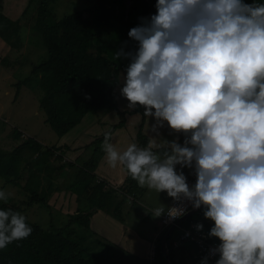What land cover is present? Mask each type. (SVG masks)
<instances>
[{"label":"clouds","instance_id":"1","mask_svg":"<svg viewBox=\"0 0 264 264\" xmlns=\"http://www.w3.org/2000/svg\"><path fill=\"white\" fill-rule=\"evenodd\" d=\"M128 36L138 48L114 55L130 61L121 95L130 108L144 107L157 134L166 122L185 140L150 138L120 152L105 133L109 164L124 166L141 187L203 205L214 222L208 236L220 241L210 253L219 255L215 264H264V3L158 0L156 14ZM184 168L194 170L192 187ZM185 214L184 206L167 210L170 220ZM25 216L0 210V249L31 234Z\"/></svg>","mask_w":264,"mask_h":264},{"label":"trees","instance_id":"2","mask_svg":"<svg viewBox=\"0 0 264 264\" xmlns=\"http://www.w3.org/2000/svg\"><path fill=\"white\" fill-rule=\"evenodd\" d=\"M59 1L40 0L38 7L37 26L44 38L49 58L35 65L33 74L48 75L43 84L47 95L42 102V108L47 114L46 122L60 137H64L80 125L89 113L114 112L121 121L106 132L111 133L112 140V136L126 126V115L139 114L142 120L137 135L138 147H147L151 136L147 134L146 126L151 118L144 117L145 109L141 105H137L131 111L120 110V94L117 89L124 85L123 77L124 74L127 75L126 69L130 61L123 57L116 60L114 55L121 49L127 53L138 48L137 42L133 41L128 33L130 29L140 25L142 18L156 14L158 0H95L85 10H75L60 20L56 17L54 20L52 16L53 12L55 14L54 6ZM35 2L38 0H30L29 7L36 4ZM244 2L264 3V0ZM4 8V0H0V38L9 46L16 47L17 42L20 43L18 33L21 19L9 18L4 13ZM25 83L27 81L19 82L18 86L21 87ZM19 92L16 94L17 98ZM163 131L172 137L171 129ZM15 132L16 137L20 139L22 134L18 130ZM104 136L105 134L90 144L92 147L95 145L93 157L75 173L70 190L72 195H76L78 205L83 204L75 214L70 216L62 212L58 216L51 214L50 227L43 228L25 216L21 205L13 199L0 200V210L11 209L25 216L26 224L33 229L27 238L14 241L6 248L0 249V264H121L112 262L107 255V252L114 250L112 245L116 246V243L107 244L101 237L96 239L97 233L92 229V219L101 212L105 213L107 218L126 224L132 220L148 222L152 217L149 215L138 217L137 214L133 216L141 207L140 196L144 195L146 189L131 178L125 167L127 178L119 187L111 186L107 180L100 179L96 174L106 156L102 147ZM180 138L183 145L185 136ZM90 145L87 147H91ZM24 149H30L38 156H42L44 147L30 138L13 153H4L0 150L1 179L16 185L21 184L24 176L20 170V162ZM153 151L162 154L164 148ZM43 154L51 157L53 150L46 149ZM42 184L38 174L32 172L24 186L29 196L23 206L40 205L52 208L49 205L50 197L45 190L42 192L44 189ZM127 204L130 206L129 210L130 208L133 210H128L125 214ZM204 210V207L199 209L181 223V228H176L170 234L167 244L172 264H192L199 259L201 252L197 242L182 240L180 235H183V229H189L194 223L202 224V231L208 235L214 222L205 219ZM162 217L161 215L162 225L155 229L157 233L153 235L150 243L154 252L153 259L150 258L151 264L169 263L163 250V239L170 227L164 228L166 225ZM96 227L101 229L99 226ZM177 230L179 232L175 234ZM174 240L179 241L178 248L175 247ZM141 241L144 250L148 248L149 243L144 239ZM210 242L220 243L219 239L214 237H210ZM97 245L106 249L96 252Z\"/></svg>","mask_w":264,"mask_h":264},{"label":"rangeland","instance_id":"3","mask_svg":"<svg viewBox=\"0 0 264 264\" xmlns=\"http://www.w3.org/2000/svg\"><path fill=\"white\" fill-rule=\"evenodd\" d=\"M94 1L60 0L54 6L55 14L53 12V19L55 20L57 18L60 20L75 10H85ZM39 2L40 0L29 7L30 0H4V13L13 20L21 19V27L18 33L20 43L17 42L16 47L9 46L0 38V150L4 153H13L31 138L38 141L44 147L43 153L48 148L52 149L54 153L51 157L54 158L48 157L43 153L42 156H38L34 151L24 149L20 162V170L24 176L21 184L16 185L0 178V190L8 193L7 200L13 199L20 204L23 213L30 220L41 225L43 228H48L50 227L51 214L58 216L62 212V214L64 213L70 216L75 214L83 206V204L78 205L77 197L76 195H72L70 187L73 184L75 173H77L79 168H83L84 164L93 157L95 148L94 144L93 147L90 144L91 147H87L89 145L85 147L80 144V158L78 161L73 162L77 158L74 159V156L70 152L59 151L57 149L59 147L57 146H61L62 142L65 141L66 143H72L73 139L77 141V138L81 135L85 137L83 141L88 142L89 139H86L88 133L92 135V139L89 142L93 143L95 140L101 139L113 126H117L121 118L114 112L108 113L101 111L89 113L80 125H77L70 131L66 138H61L53 130L51 125L46 122L47 114L42 108V102L45 95H47L43 84L46 78H48V75L44 73L33 74L34 66L49 58V52L45 49L44 38L40 35L37 26ZM22 81H27V83L21 87L18 86V83ZM123 86L121 85V87ZM19 87L20 89H18ZM18 91H20V94L17 98L16 94ZM119 92H121V88ZM120 100H122L120 109L122 112H125L124 110H126L129 101L124 97ZM126 117V126L118 130L112 136V140L116 135L115 143L118 142L120 144L121 142L125 143V141L130 140V144L135 143L138 146L137 135L142 118L136 122H132L130 115H126ZM151 120L154 119H149L146 132L151 138H156L158 143L172 140H178L179 143L182 142L180 137L185 136L184 133H176L171 130L173 131L172 137L164 133L163 130L170 129L165 122L164 127L162 129L160 128L157 134L156 131H153L152 125L154 123H151ZM16 130L22 134L20 139L16 137ZM112 140L111 143L114 144V140ZM44 144L49 146H45ZM114 145L117 146L118 144ZM66 158L69 160L66 161ZM104 158L106 159V156ZM104 158L103 160H105ZM72 163L76 164L72 165ZM177 171H181L179 166H177ZM182 171L187 177V182L195 176L194 170L192 169L184 168ZM32 172L37 173L40 177L44 187L42 192L45 190L50 197L49 205L52 207V211L40 205H35L34 207L23 206V203L29 196L24 186ZM100 179H103V177ZM109 183L111 186L114 185L113 187L117 185L115 182ZM144 188L146 189L144 195L140 196L141 207L136 210L133 216H136V214L138 217L140 215H149L152 218L148 222L142 223L141 221L132 220L127 224L120 223L113 218H107L103 212L97 214L92 219V229L97 233L96 239H100L101 237L107 244L116 243V246L112 245L114 250L107 252L112 262L141 264L136 261L142 260L144 264H151L150 243L153 240L152 238H154L153 235L157 233L155 229L162 225L160 223L161 216L155 217L152 212L155 208L163 205L166 214L167 210L178 202L169 197L167 192L158 193L156 190L149 189L147 186H144ZM128 206L129 204H127L125 214L129 210L130 206ZM130 210L133 209L130 208ZM134 223L137 224L134 225ZM96 226L101 227V229H98ZM178 232L179 230L175 234ZM142 239L149 243L148 248L146 247L145 250L141 246L143 245ZM105 249L106 247L97 245L96 252Z\"/></svg>","mask_w":264,"mask_h":264},{"label":"crops","instance_id":"4","mask_svg":"<svg viewBox=\"0 0 264 264\" xmlns=\"http://www.w3.org/2000/svg\"><path fill=\"white\" fill-rule=\"evenodd\" d=\"M124 76H126V74H124ZM120 88H122V87H120ZM120 88H118L117 89V91L119 92V89ZM119 94H120V99H122L124 96H122L121 95V92H119ZM125 98V97H124ZM121 101L122 100H120L119 102H120V106H121ZM134 108H130L129 107V103H127V107H126V110H124V111H131V110H133ZM121 110V109H120ZM118 116V115H117ZM131 116V115H130ZM119 117V116H118ZM132 117V119H131V121L132 122H136L137 120H139L140 118H142L141 117V115H139V114H136V115H132L131 116ZM127 118V117H126ZM151 119H154V118H151ZM155 123V120H151V123ZM148 124H149V122L147 123V126H148ZM147 126H146V128H147ZM68 135V134H67ZM66 135V136H67ZM122 135V134H121ZM66 136H64V137H61V138H66ZM92 135L90 134V133H88L87 134V138L86 139H89V140H91L92 138ZM123 138H124V136H122ZM85 137L84 136H80L79 138H77V141L75 140V139H73V142L72 143H66V141L65 140H63V141H65V142H62V145L61 146H57V147H59V148H57L59 151H65L66 153L67 152H70L71 154H72V156H74V159L75 158H77V159H75V161H73V162H76V161H78L79 160V158H80V155L79 154H81V152L79 151L80 149V144H82V146H87V145H89V144H91V142H89V140H88V142H85V141H83V139H84ZM115 138H116V135H115V137H114V144H118L117 146H115L116 147V149L118 150V151H120V152H123V151H125L126 150V147H128L129 145H130V140L129 141H125V143L124 142H121L120 144L117 142V143H115ZM112 140V141H113ZM93 141V140H92ZM87 143V144H86ZM45 146H49V145H47V144H44ZM88 150V149H87ZM86 150V151H87ZM54 153V152H53ZM85 154H86V152H85ZM51 158H54V157H51ZM105 159V158H104ZM67 160H69L68 158H66V161ZM96 174L99 176V178H102L103 177V179L105 178V180H108L109 182H111V183H114L115 182V184L117 183V185L115 186V187H119V186H121V185H123V183L125 182V180H126V178H127V173H126V171H125V169H124V166H122V165H120V164H118L116 167H112L110 164H109V162H108V160H107V157H106V159L105 160H103L102 162H101V164L99 165V167H98V169H97V171H96ZM114 186V185H113ZM171 206V205H170ZM198 225V224H197ZM209 239H210V237H209ZM145 253H146V251H145ZM137 263H141V264H144L143 263V261L142 260H139V261H136Z\"/></svg>","mask_w":264,"mask_h":264},{"label":"built area","instance_id":"5","mask_svg":"<svg viewBox=\"0 0 264 264\" xmlns=\"http://www.w3.org/2000/svg\"><path fill=\"white\" fill-rule=\"evenodd\" d=\"M190 187L194 186L196 183V177L191 178L188 182ZM178 206H184L186 207V213L189 211L190 207H192L191 203L187 201H181L177 202L173 207ZM182 216H180L177 219L170 220L167 213L163 215L162 220L163 223L166 225L175 224ZM197 225H192L189 229H183V235L181 237L182 240H191L197 242L199 248H200V257L199 259L192 263V264H205V258L206 264H215L216 260H218V254L217 255H211V250L215 248L213 244L209 242V236L206 234V232L202 230H198ZM179 242L177 241L175 243V247L178 248Z\"/></svg>","mask_w":264,"mask_h":264},{"label":"bare ground","instance_id":"6","mask_svg":"<svg viewBox=\"0 0 264 264\" xmlns=\"http://www.w3.org/2000/svg\"><path fill=\"white\" fill-rule=\"evenodd\" d=\"M193 210H195V209H193L192 207H190V209H189V211L185 214V215H183L175 224H170V225H166L164 228H169V230L167 231V233L173 228V227H175V229L176 228H181V223H183V222H181L180 223V220L182 219V218H184L186 215H188L190 212H192ZM163 216V215H162ZM163 221V220H162ZM194 225H197V224H195L194 223ZM174 229V230H175ZM173 230V231H174ZM172 231V232H173ZM171 234V233H170ZM170 236V235H169ZM182 237V235H180V238ZM169 238V237H168ZM178 240H174V244L177 242ZM179 242V241H178ZM209 242H210V239H209ZM211 243V242H210ZM211 244H213L215 247H217L219 244H214V243H211ZM165 249H166V251L168 252V254H169V247H168V244L166 243V245H165ZM153 250H152V247H151V250H150V258H151V260L153 259V257H154V252H152ZM218 259H219V255H218ZM197 260H195L194 262H196ZM193 262V263H194Z\"/></svg>","mask_w":264,"mask_h":264},{"label":"water","instance_id":"7","mask_svg":"<svg viewBox=\"0 0 264 264\" xmlns=\"http://www.w3.org/2000/svg\"><path fill=\"white\" fill-rule=\"evenodd\" d=\"M145 1H151V0H145ZM202 207H204L203 205L201 206V208ZM200 208V209H201ZM199 209H195V210H193L192 212H190L188 215H186L184 218H182L181 220H180V223L181 222H184L185 220H187L188 218H190L194 213H196L197 211H198ZM175 229V227H173L169 232H168V234L164 237V239H163V245H164V248H163V250H164V253H165V255L167 256V258H168V260H169V263L168 264H172V262H171V256L168 254V252L166 251V249H165V245H166V243H167V240H168V237H169V235H170V233H172V231Z\"/></svg>","mask_w":264,"mask_h":264}]
</instances>
